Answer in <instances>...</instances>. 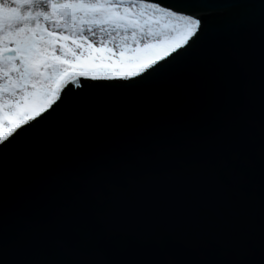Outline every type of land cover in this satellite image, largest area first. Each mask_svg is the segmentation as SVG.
Returning <instances> with one entry per match:
<instances>
[{
  "label": "snow or ice",
  "instance_id": "1",
  "mask_svg": "<svg viewBox=\"0 0 264 264\" xmlns=\"http://www.w3.org/2000/svg\"><path fill=\"white\" fill-rule=\"evenodd\" d=\"M0 264H264V0H0Z\"/></svg>",
  "mask_w": 264,
  "mask_h": 264
},
{
  "label": "water",
  "instance_id": "2",
  "mask_svg": "<svg viewBox=\"0 0 264 264\" xmlns=\"http://www.w3.org/2000/svg\"><path fill=\"white\" fill-rule=\"evenodd\" d=\"M43 183L53 184L54 178H45ZM53 194L58 195V193H55V192ZM9 212H10V215L12 216H18V215L25 214L24 208L16 201L10 202ZM121 242L124 245V252L129 259L146 260L150 258L147 249L137 244L136 242L125 239V238H121Z\"/></svg>",
  "mask_w": 264,
  "mask_h": 264
}]
</instances>
